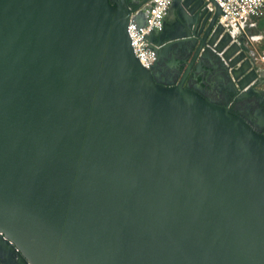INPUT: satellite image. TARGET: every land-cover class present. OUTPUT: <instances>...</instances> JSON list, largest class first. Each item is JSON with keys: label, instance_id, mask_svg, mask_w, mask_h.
<instances>
[{"label": "water", "instance_id": "1", "mask_svg": "<svg viewBox=\"0 0 264 264\" xmlns=\"http://www.w3.org/2000/svg\"><path fill=\"white\" fill-rule=\"evenodd\" d=\"M148 2L0 0V264H264V136L212 96L256 85L252 55L173 0L146 69Z\"/></svg>", "mask_w": 264, "mask_h": 264}, {"label": "built area", "instance_id": "2", "mask_svg": "<svg viewBox=\"0 0 264 264\" xmlns=\"http://www.w3.org/2000/svg\"><path fill=\"white\" fill-rule=\"evenodd\" d=\"M222 9L224 15L219 21L234 34L246 35L244 25L250 21L264 18V0H213ZM173 0H149L132 15L128 32L136 57L146 69H152L156 53L150 49L147 37L161 32L169 15ZM210 9L214 7L210 5ZM141 19V22L137 20Z\"/></svg>", "mask_w": 264, "mask_h": 264}, {"label": "flooded vegetation", "instance_id": "3", "mask_svg": "<svg viewBox=\"0 0 264 264\" xmlns=\"http://www.w3.org/2000/svg\"><path fill=\"white\" fill-rule=\"evenodd\" d=\"M177 15L178 12L171 9L165 24L176 21ZM216 64L220 65L219 62H216ZM255 68L258 70L260 77L256 85L245 96H240L237 93L226 94V92H218L217 90H214L211 94L217 104L228 107L233 115L242 118L257 134L264 136V72L256 66ZM219 75L220 79L226 82L225 74L220 72ZM209 80L217 82L215 76H209Z\"/></svg>", "mask_w": 264, "mask_h": 264}, {"label": "rangeland", "instance_id": "4", "mask_svg": "<svg viewBox=\"0 0 264 264\" xmlns=\"http://www.w3.org/2000/svg\"><path fill=\"white\" fill-rule=\"evenodd\" d=\"M260 30H259V34H261V31L264 33V19H260ZM246 31V35L245 37H243L242 35H238L237 39H241L243 40L244 43H246L248 41L249 43V49H247V51H251L254 54H252V58L254 61V65L261 71L264 72V38L259 39L258 41H253L252 39H250L251 35L249 33L248 30ZM238 33L235 34V36ZM243 43V44H244ZM264 87V84H263Z\"/></svg>", "mask_w": 264, "mask_h": 264}, {"label": "crops", "instance_id": "5", "mask_svg": "<svg viewBox=\"0 0 264 264\" xmlns=\"http://www.w3.org/2000/svg\"><path fill=\"white\" fill-rule=\"evenodd\" d=\"M260 23H261L260 20H255V21H250L244 25L245 30H248L251 35L250 39H252L253 41H258L259 39L264 38V33L262 31H261V34H259L260 25H261ZM243 37H245V35H243ZM243 46L246 47V49H249L248 41L244 43ZM249 52L251 53V55L254 54L251 51Z\"/></svg>", "mask_w": 264, "mask_h": 264}, {"label": "bare ground", "instance_id": "6", "mask_svg": "<svg viewBox=\"0 0 264 264\" xmlns=\"http://www.w3.org/2000/svg\"><path fill=\"white\" fill-rule=\"evenodd\" d=\"M236 33H238V32H237V31H235V32H234V35H235Z\"/></svg>", "mask_w": 264, "mask_h": 264}]
</instances>
